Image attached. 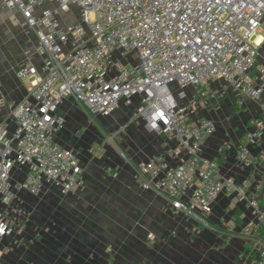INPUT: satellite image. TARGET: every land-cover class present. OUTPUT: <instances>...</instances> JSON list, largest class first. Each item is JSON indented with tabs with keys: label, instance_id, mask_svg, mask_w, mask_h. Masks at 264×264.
<instances>
[{
	"label": "built area",
	"instance_id": "built-area-1",
	"mask_svg": "<svg viewBox=\"0 0 264 264\" xmlns=\"http://www.w3.org/2000/svg\"><path fill=\"white\" fill-rule=\"evenodd\" d=\"M0 1L36 39L17 70L33 78L31 90L12 107L11 122L2 117L0 96V202L9 206L14 189L38 196L56 186L69 194L81 184L76 151L56 140L68 96L100 117L124 106L132 109L131 122L142 121L163 137L178 159L159 153L136 161L138 186L163 194L175 212L206 227L215 200L237 191L253 210L242 226L237 264H264V201L249 198L216 158L202 153L216 123L205 115L193 119L190 111L205 104L212 81L257 102L260 113L236 150L241 165L253 164L250 144L264 136V64H258L264 0ZM187 86L194 89L187 93ZM124 129L119 125L110 140ZM16 167L24 169V179L13 185ZM13 231L1 217L0 237Z\"/></svg>",
	"mask_w": 264,
	"mask_h": 264
},
{
	"label": "crops",
	"instance_id": "crops-1",
	"mask_svg": "<svg viewBox=\"0 0 264 264\" xmlns=\"http://www.w3.org/2000/svg\"><path fill=\"white\" fill-rule=\"evenodd\" d=\"M35 44V36L23 31L18 12L0 1V96L4 97L2 117L8 122L12 107L29 96L33 78L19 77L17 70L25 51ZM259 60L258 64H264ZM218 82L222 84L212 86ZM207 88L205 106L190 110L193 119L205 115L216 123L201 151L216 158L223 173L234 177L249 198L262 203L264 136L250 144L251 166L241 165L236 156L237 144L251 129L250 120L259 115V106L224 81L209 82ZM221 98L228 104L222 106L224 113H216L214 106ZM60 112L66 120L78 118L82 110L68 96ZM131 114V108L122 106L111 116L128 122L125 132H120L121 149L110 144L118 139L109 140L102 130L114 133L121 125L118 122L68 124L66 120L56 140L76 151L84 167L81 184L69 194L56 186L38 196L14 189L9 206L0 202V218L14 226L13 233L0 237V264H237L245 245L242 226L253 217L251 206L237 191L223 193L213 203L206 227L175 212L163 194L140 188L134 179L135 161L159 153L171 162L178 159L169 155V143L163 137L142 121L131 122ZM93 142L99 144L97 153ZM80 144L89 149L80 151ZM120 150L131 162L122 161ZM103 159L112 167H103ZM11 179L13 185L22 181L24 169L16 167ZM39 218L40 234L29 233Z\"/></svg>",
	"mask_w": 264,
	"mask_h": 264
},
{
	"label": "rangeland",
	"instance_id": "rangeland-1",
	"mask_svg": "<svg viewBox=\"0 0 264 264\" xmlns=\"http://www.w3.org/2000/svg\"><path fill=\"white\" fill-rule=\"evenodd\" d=\"M259 52H260L259 53V59H260L259 61L260 62H264V45L260 47V51ZM22 57H23L22 59L24 60V56H22ZM221 84H222V82H218V84L215 83L214 85L212 84V86L217 87V86H220ZM185 91L187 93L191 92L192 91V86H187L185 88ZM208 98H206V100ZM227 104L228 103L224 102L223 98H221V100H219V104H218V101H217V103H215V106H214V108L216 107L215 109H218L216 111V113L219 112V111H222L224 113V110H223L222 106L227 105ZM77 106L79 107L80 110H82V113L79 114L78 118L66 119V120H68L67 121L68 124H95V125H97V124H109V125H111V124H117V122H118V124L125 125V124L128 123V122L127 123L123 122L124 120H117L115 118V116L114 117H111V116L110 117L96 116V115L92 114L90 111H88L81 104L77 103ZM203 106H205V104H203ZM102 130H103L104 135L106 137H108V138L110 137L111 134H113V132L108 131V129L107 130L106 129H102ZM109 132H111V133H109ZM116 132H117V130H116ZM121 132L124 133L125 131H121ZM122 133H121V135H120V133L116 134V138L118 139V141L114 142V143L110 142V144L114 145L116 147H120V149H121L122 143H120V139L123 137ZM109 140H110V138H109ZM93 143H94L93 151L95 153H97L99 144H98V142H93ZM81 148H84L85 151H86V149H89L87 144H80L78 149L81 151ZM118 153H119L120 158L123 159L122 161L131 162L130 157L125 152V150H120V152L118 151ZM122 153H124L125 156L122 155ZM128 160H130V161H128ZM104 161H105V164L103 163V167H105V168H111L112 167L111 165L113 163H111V162L109 163L106 160H104ZM135 162H134L133 166L135 165ZM115 167L119 168L120 166L117 163V164H115ZM39 217H40V215H39ZM30 230L31 231L28 230L29 233H34L35 232V235H39L40 234V232H41L40 218H39V221L38 220L35 221L34 225H32L30 227Z\"/></svg>",
	"mask_w": 264,
	"mask_h": 264
}]
</instances>
